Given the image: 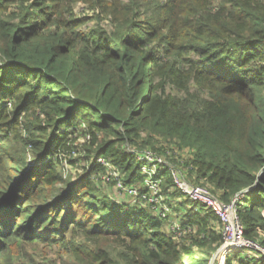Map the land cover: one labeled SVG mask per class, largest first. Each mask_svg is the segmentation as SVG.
<instances>
[{"label": "trees", "instance_id": "16d2710c", "mask_svg": "<svg viewBox=\"0 0 264 264\" xmlns=\"http://www.w3.org/2000/svg\"><path fill=\"white\" fill-rule=\"evenodd\" d=\"M159 139L264 245V0H0V264H208L217 217L165 166L183 236L104 189L98 157L139 183Z\"/></svg>", "mask_w": 264, "mask_h": 264}, {"label": "built area", "instance_id": "2783aa9c", "mask_svg": "<svg viewBox=\"0 0 264 264\" xmlns=\"http://www.w3.org/2000/svg\"><path fill=\"white\" fill-rule=\"evenodd\" d=\"M141 161L140 172L142 174L141 184L127 183L121 170L107 161L103 157H98L97 161L104 164L105 170L100 178L104 186L113 190L116 200L125 199L132 204L144 206L147 210L156 214L160 219L165 220L170 216L171 205L165 203L162 193L161 176L162 167L167 168L175 182L185 197L190 201L202 205L211 210L220 222L221 243L220 251L229 249H244L247 252H256L264 257V245L256 243L254 240L246 238L243 234L242 224L236 212L234 201L224 202L206 184L187 183L181 178V172L172 164L166 162L164 158L149 148H136L130 145L126 148ZM183 177V175H182ZM115 198V196L113 195ZM170 213V214H169ZM170 224L172 227L180 229V222Z\"/></svg>", "mask_w": 264, "mask_h": 264}, {"label": "rangeland", "instance_id": "374dc122", "mask_svg": "<svg viewBox=\"0 0 264 264\" xmlns=\"http://www.w3.org/2000/svg\"><path fill=\"white\" fill-rule=\"evenodd\" d=\"M76 6H81V4H78ZM158 145H160V147L163 145V147L162 148H158V150H155L153 148H150L151 146H146V147H141V148L142 149L143 148H149V149L155 151L157 154L161 155L166 162L172 164L175 168H177L181 172V178L185 182H187V183L200 184V183H197V182L194 181L193 177L187 171V167H184L183 166L185 159L189 156V152L190 151H188V149H186V148H184V149H177L175 147L169 146L170 144H167L162 139H159ZM176 158H177V160H179V162H183V164L182 163L180 164V163L176 162L175 161ZM182 175H183V177H182ZM141 182H142V180H141ZM141 182H139L137 184H141ZM173 183L175 184L174 181H173ZM104 189H106V187H104ZM110 192H113V190H111ZM163 198H165L164 194H163ZM165 203L168 204V205H170L168 203V200L167 199H165ZM173 208L174 207L171 206L170 213L171 212L172 213H171L170 216H174V213H173L174 210H173ZM176 215H178L179 217H182V213L181 212H176ZM176 221H177L176 218L175 219H172L171 217H168L167 219L163 220L164 228L167 231L171 232L172 235H174L175 237L183 236L186 232L185 231H182V228L181 227H180V229H177L176 227H172V226H174L173 224H176L177 225ZM170 224H172V226ZM214 231L215 232H220V229L218 228L217 230H214ZM254 241L256 243H259V240H257V239L254 240ZM220 243H221V240H220V242H218L216 244L215 250H214L213 255L211 257L213 259L212 262H211V264H223L224 263L223 254H225L227 252L226 251H220L218 249L219 246H220ZM46 252H47V255L44 258L38 259V260H42V263H31V264H61L60 261L54 255V253H52V250H50L49 248H47L46 249ZM53 260H55V261L53 262ZM17 264H30V263H28L26 260H23V258H19ZM178 264H185V262L180 261Z\"/></svg>", "mask_w": 264, "mask_h": 264}, {"label": "crops", "instance_id": "0c3cea01", "mask_svg": "<svg viewBox=\"0 0 264 264\" xmlns=\"http://www.w3.org/2000/svg\"><path fill=\"white\" fill-rule=\"evenodd\" d=\"M198 209L199 208L196 207L195 210L197 211ZM207 228H211V230H213V231L217 230L218 228L220 229V222L217 220V218L215 219V217H214V218L210 219V221L207 223ZM216 233H218V232H216Z\"/></svg>", "mask_w": 264, "mask_h": 264}, {"label": "water", "instance_id": "95a60500", "mask_svg": "<svg viewBox=\"0 0 264 264\" xmlns=\"http://www.w3.org/2000/svg\"><path fill=\"white\" fill-rule=\"evenodd\" d=\"M212 260H213V259L211 258V260H210V263H209V264H211Z\"/></svg>", "mask_w": 264, "mask_h": 264}, {"label": "bare ground", "instance_id": "6f19581e", "mask_svg": "<svg viewBox=\"0 0 264 264\" xmlns=\"http://www.w3.org/2000/svg\"><path fill=\"white\" fill-rule=\"evenodd\" d=\"M217 195V194H216ZM232 202V201H231ZM228 203V202H227Z\"/></svg>", "mask_w": 264, "mask_h": 264}]
</instances>
